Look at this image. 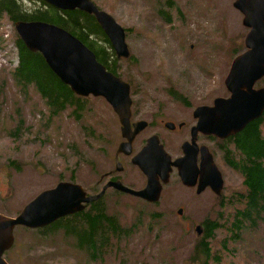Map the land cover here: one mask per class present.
Returning <instances> with one entry per match:
<instances>
[{
    "label": "rangeland",
    "instance_id": "obj_1",
    "mask_svg": "<svg viewBox=\"0 0 264 264\" xmlns=\"http://www.w3.org/2000/svg\"><path fill=\"white\" fill-rule=\"evenodd\" d=\"M91 1L125 27L129 57H116L115 67L117 76L132 85L131 98L141 109L136 117L151 114L144 110L150 107L153 112L158 109L155 122L163 118L190 124L195 108L212 107L215 99L229 97L224 81L233 59L245 50L248 31L233 6L235 0H172V8L164 0ZM159 8L168 16H162ZM16 37L14 26L1 19L0 213L10 217L59 182L96 194L109 175L116 176L114 156L121 142V125L102 98H80V111L66 107L53 116L33 89L20 92L9 75L17 64L16 49L12 46L5 52ZM263 87L262 79L254 88ZM174 97L185 99L189 108ZM164 128L157 125L141 133L135 150L155 134L172 157L179 155L182 133ZM204 144L215 152L214 164L223 178L219 197L209 190L196 195L180 184L176 174L155 204L108 191L104 208L128 236L114 240L97 261L89 262L67 235L44 237L23 227L14 230V244L4 259L7 264H201L198 248L204 230L197 234L195 229L202 231L205 221L223 212L220 222L225 226L208 240L209 264H264V221L234 237L229 233L225 223L229 209L221 211V203L242 190V179L227 166L217 142ZM124 167L134 189L146 187L141 173L128 162Z\"/></svg>",
    "mask_w": 264,
    "mask_h": 264
},
{
    "label": "water",
    "instance_id": "obj_2",
    "mask_svg": "<svg viewBox=\"0 0 264 264\" xmlns=\"http://www.w3.org/2000/svg\"><path fill=\"white\" fill-rule=\"evenodd\" d=\"M42 1L57 9L79 8L92 14L109 39L116 57H129L123 26L91 0ZM233 6L241 12L242 24L248 29L244 38L245 50L233 59L225 78L224 85L229 97L215 99L212 107L202 106L194 110L197 125L192 129V142L183 145L184 156L172 163L158 138L153 136L133 158V164L147 180L143 190L133 191L115 182L108 183L97 196L87 197L80 185L60 182L55 188L36 196L15 217L0 214V264H7L2 255L14 243V230L17 227L40 229L78 213L83 210L84 204L101 198L110 187L148 203H157L161 183H168L171 167L177 169L183 186L193 188L197 185V194L208 188L217 197L221 195V173L206 147L200 148V168L195 166L196 134L199 132L219 140L228 139L264 113V87L254 88L264 78V0H235ZM14 29L26 48L39 52L51 72L74 95L83 98L92 95L108 103L121 125V136L126 140L118 149L120 153L130 154L132 140L144 130L146 123L133 124L134 129L131 130L129 84L107 71L90 48L58 25L39 20H18L14 22ZM166 128L173 129V124H166ZM116 166L118 168L119 164ZM178 214L181 215L182 210ZM195 230L197 234L201 233L200 227Z\"/></svg>",
    "mask_w": 264,
    "mask_h": 264
},
{
    "label": "trees",
    "instance_id": "obj_3",
    "mask_svg": "<svg viewBox=\"0 0 264 264\" xmlns=\"http://www.w3.org/2000/svg\"><path fill=\"white\" fill-rule=\"evenodd\" d=\"M164 1L166 6L173 7L172 0ZM158 11L164 17L169 14L162 8ZM3 18L12 25L18 20H39L58 25L90 48L96 60L107 71L118 75L115 53L92 14L78 9L60 10L42 0H0V20ZM15 45L17 66L11 69L9 75L20 92L33 89L53 116L63 112L66 107L80 111L82 105L80 98H77L69 87L62 84L51 72L42 55L27 49L19 37L15 38ZM2 48L0 46V49ZM223 144L226 145L221 149L224 161L242 179V190L221 203V211L229 209L225 215V223L228 225L229 233L234 237L236 233H245L264 221V113ZM103 204V201L95 202L86 207L87 211L85 209L84 212L59 219L38 230V233L44 237L59 233L67 235L76 241L73 247L82 251L89 262L97 261L103 251L104 255L108 253L114 240L128 236L116 218L107 214ZM223 216V212H219L217 218L203 223L204 232L198 248L203 258L201 264L212 262L208 240L225 226L220 222Z\"/></svg>",
    "mask_w": 264,
    "mask_h": 264
},
{
    "label": "flooded vegetation",
    "instance_id": "obj_4",
    "mask_svg": "<svg viewBox=\"0 0 264 264\" xmlns=\"http://www.w3.org/2000/svg\"><path fill=\"white\" fill-rule=\"evenodd\" d=\"M129 86H130V93H131V97L133 98V95H132V91H131V89H132V86L129 84ZM170 96L171 95H173L171 92H170V94H169ZM131 98V100H132V105H131V111H130V124H131V130H133L134 128H133V124H136V123H139V122H145L146 123V127L144 128V130L143 131H141L138 135H136L135 137H134V139L132 140V142H131V153L130 154H125V153H120V151H119V145L120 144H122V143H125L126 142V140L125 139H123L122 138V136H121V132H120V137H121V142L119 143V145H118V148H117V150H116V154H115V156H114V160L116 161V164H119V167L117 168V166H116V168H115V171H116V176H108L106 179V181H104L99 187H100V189H99V191L96 193V194H94V195H90V194H88L87 192H85V195L87 196V197H95V196H97L102 190H103V188L108 184V183H119V184H121L122 186H125L126 188H129V189H131V190H133V191H136V190H138V191H141V190H143L145 187H143V188H139V189H134V187H133V185H132V181H131V179H130V177H127L125 174H124V172H125V167H124V163H129L134 169H136L139 173H141L142 175H143V173L139 170V168L136 166V165H134L133 164V158L144 148V146L146 145V143H147V140L149 139V138H151V137H153V136H156V137H158L157 135H155V134H152V135H150L149 137H147L146 139H145V142H144V144H142V142H141V144H142V146L136 151L135 150V148H136V145L140 142V140L138 141V136L141 134V133H143V132H145L146 130H149V129H151V128H153V127H156L157 125H162V127L164 128H166V124H173V129H169V131H172V133H175V132H178V133H182V139H181V141H180V146H179V152H180V154L179 155H177L176 157H172L170 154H169V152L167 151V150H165V148H164V146H163V144H162V142L159 140V143H160V145L162 146V148L164 149V151L169 155V157H170V160H171V162L173 163L174 161H176L177 159H180V158H182L184 155V153H183V145L185 144V143H191L192 142V129L197 125V119H195L194 118V116H193V113H194V110L196 109H194L193 111H192V113H191V119H192V121H191V123L190 124H188V123H186V122H179L178 124H174V123H172V122H170V121H165V120H162L163 118H161V119H159L158 121H154L153 119L154 118H157V117H155L154 116V113L155 114H157V112H158V109H156L157 111L156 112H153L154 111V109L153 108H151L150 109V107H147V108H145L144 110L146 111V114H148V112H152L151 114H149L148 116H144L143 118H139V117H136L137 116V114H139V113H141V109H139V106L137 105V103L133 100ZM174 99L175 100H177L178 102V104H181V106L183 107V106H186L187 107V109L189 108V106H187L188 105V103L185 101V99H182V98H180L179 100L178 99H176L175 97H174ZM172 101H173V99H171ZM175 102V101H174ZM147 103L145 102V105H146ZM178 108V107H177ZM198 108V107H197ZM137 109H139L138 111H137ZM186 109V110H187ZM153 110V111H152ZM158 115V114H157ZM116 118H117V116H116ZM148 118H150V120H148ZM158 119V118H157ZM117 120H118V118H117ZM118 123H119V121H118ZM161 123V124H160ZM119 128H120V125H119ZM164 128V129H165ZM167 129V128H166ZM165 129V130H166ZM168 130V129H167ZM144 134V133H143ZM158 139H159V137H158ZM227 139H224V140H219V139H216L215 137H213V136H208V135H203V134H201V133H197L196 134V136H195V145H196V160H195V166H196V168L197 169H199L200 168V163H201V160H202V155H201V152H200V148H202V147H206L207 149H208V151H209V153L211 154V156H212V159H213V162H214V158H213V154L215 153V152H213L208 146H206V144H204V142H217L219 145L217 146L218 148H219V151H221V149L223 148L222 147V144H223V142L224 141H226ZM221 146V147H220ZM198 149V150H197ZM119 152V153H118ZM213 152V153H212ZM222 152V151H221ZM215 163V162H214ZM173 174H176V176L178 177V171H177V169L175 168V167H171V173H170V175H169V178H168V183H169V181H171L170 180V177L171 176H173ZM144 176V175H143ZM145 177V176H144ZM103 178H105V177H103ZM145 179H146V177H145ZM178 179H179V177H178ZM223 179V178H222ZM102 180H104V179H102ZM179 181H180V179H179ZM60 183V182H59ZM168 183H166V184H162L161 183V187H162V189H161V193H162V190L164 189V186L165 185H167ZM180 184L182 185V183H181V181H180ZM183 186V185H182ZM183 187H185V186H183ZM186 189H190V190H193L194 191V193L196 194V195H200V194H202L203 192H205L206 190H209L210 191V189H208V188H206L202 193H200V194H197V185L195 186V187H193V188H188V187H185ZM108 191H112V192H115L117 195H128V196H131V197H133V198H136V199H138V200H142V199H140V198H137V197H134V196H132V195H130V194H126V193H123V192H121V191H119V190H117V189H114L113 187H110V188H108V189H106L105 190V192H104V194H103V196L101 197V198H99V199H96V200H93L92 202H89V203H86V204H84V207L86 208V206H89V205H92L93 203H95V202H100V201H103V199H104V196L108 193ZM160 196H161V194H160ZM142 201H144V200H142ZM144 202H146V201H144ZM147 203V202H146ZM149 204V203H148ZM151 204V203H150ZM84 210V209H83ZM83 210H81L80 212H82ZM76 214V213H75ZM203 230L204 229H202V231L201 232H203Z\"/></svg>",
    "mask_w": 264,
    "mask_h": 264
},
{
    "label": "bare ground",
    "instance_id": "obj_5",
    "mask_svg": "<svg viewBox=\"0 0 264 264\" xmlns=\"http://www.w3.org/2000/svg\"><path fill=\"white\" fill-rule=\"evenodd\" d=\"M76 9L81 10V9H79V8H76ZM81 11H82V10H81ZM0 214L5 215V214H3V213H0ZM5 216H7V215H5ZM7 217H10V216H7ZM13 244H14V243H13ZM13 244H12V246H13ZM12 246H11L9 249H11ZM9 249H8V250H9ZM8 250H6V251L4 252V254L2 255L3 259H4V255H5V253H6ZM4 260H5V259H4Z\"/></svg>",
    "mask_w": 264,
    "mask_h": 264
}]
</instances>
